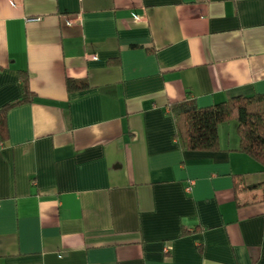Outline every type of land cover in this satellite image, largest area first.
Instances as JSON below:
<instances>
[{
  "label": "crops",
  "instance_id": "crops-1",
  "mask_svg": "<svg viewBox=\"0 0 264 264\" xmlns=\"http://www.w3.org/2000/svg\"><path fill=\"white\" fill-rule=\"evenodd\" d=\"M24 71L0 264H264V166L237 121L191 149L170 108L264 93V0H0V108Z\"/></svg>",
  "mask_w": 264,
  "mask_h": 264
},
{
  "label": "trees",
  "instance_id": "trees-1",
  "mask_svg": "<svg viewBox=\"0 0 264 264\" xmlns=\"http://www.w3.org/2000/svg\"><path fill=\"white\" fill-rule=\"evenodd\" d=\"M69 91L86 88V80L67 79ZM33 91L28 73L23 72L22 96L0 108V143L7 136V109L12 105L30 100ZM176 117L178 134L191 149H219V125L236 120L239 134V149L264 166V93L236 95L210 105L199 106L193 97L186 96L170 105ZM251 187H256L251 186Z\"/></svg>",
  "mask_w": 264,
  "mask_h": 264
},
{
  "label": "built area",
  "instance_id": "built-area-1",
  "mask_svg": "<svg viewBox=\"0 0 264 264\" xmlns=\"http://www.w3.org/2000/svg\"><path fill=\"white\" fill-rule=\"evenodd\" d=\"M3 145L2 143H0V146Z\"/></svg>",
  "mask_w": 264,
  "mask_h": 264
}]
</instances>
